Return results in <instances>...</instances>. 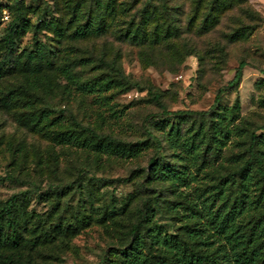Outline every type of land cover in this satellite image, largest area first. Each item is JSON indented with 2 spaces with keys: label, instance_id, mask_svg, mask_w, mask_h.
I'll list each match as a JSON object with an SVG mask.
<instances>
[{
  "label": "rangeland",
  "instance_id": "1",
  "mask_svg": "<svg viewBox=\"0 0 264 264\" xmlns=\"http://www.w3.org/2000/svg\"><path fill=\"white\" fill-rule=\"evenodd\" d=\"M213 1L167 0L166 9L164 0H153L141 24L134 15L148 0H0V59L17 4L22 12L12 27L10 64L0 71V204L26 194L29 225L18 250L31 264L116 262L151 194L144 177L156 148L147 131L169 135L179 125L186 157L179 160L190 187L179 185L185 203L179 212L170 203L159 217L167 229L189 223L194 208L197 224L211 229L210 213L240 215L245 198L256 201L262 191L264 198L253 171L243 198L240 184L223 179L243 164L250 133L264 125V0H218L208 14ZM165 9L176 18L178 38L167 37L174 29ZM87 24L95 32L74 40ZM242 61L248 65L240 85L222 96L214 114L228 116L218 129L230 130L226 147L208 144L199 118L163 115L152 100L157 92L169 111H208ZM71 114L120 144L92 139ZM196 137V151L189 152ZM13 249L0 246V264Z\"/></svg>",
  "mask_w": 264,
  "mask_h": 264
},
{
  "label": "trees",
  "instance_id": "2",
  "mask_svg": "<svg viewBox=\"0 0 264 264\" xmlns=\"http://www.w3.org/2000/svg\"><path fill=\"white\" fill-rule=\"evenodd\" d=\"M152 1L148 0V4L134 15L135 20L139 19L140 23H143ZM164 1L166 9H168L167 0ZM217 1L212 2L211 12L208 14L212 13ZM166 9L164 10V16L170 20L169 23L174 29L173 33H167V37L178 38L181 32L180 27L174 22L176 18L173 13L169 10L166 11ZM21 13L20 6L17 4V15L5 33L7 48L0 59V71L10 64L14 52L12 27L17 26ZM94 32L95 30L91 25L87 24L76 30L72 38L74 40L86 39ZM191 52L193 53V51ZM192 53L188 54L193 55L194 53ZM247 65L246 61L240 63L234 78L225 87L219 89L214 105L208 111H169L161 101V94L157 92L153 94L152 100L162 110L163 115L175 116V118L182 120L193 117L199 118L202 121V129L208 137V144L210 146L226 147L230 130L229 132L222 131L220 133L218 129L223 122L222 120H228V116L221 113L220 120H218L214 114L217 113L222 96L227 91L240 85L244 68ZM115 72L123 80H129L121 69L116 68ZM261 72L264 74V71ZM132 84L137 88L139 86L138 83H130V86ZM151 117L148 116L145 122H148ZM70 120L75 127L88 133L92 139L98 142L120 144L116 138L98 133L95 129L82 125L72 114ZM237 120L238 117L235 116L228 126ZM170 132L169 135H161L152 131L146 132L156 148V152L148 161V170L144 177L147 190L151 194L142 200L137 220L132 224L130 230L131 239L129 243L119 248L115 256L117 258L116 262L111 264H264V209L261 210L260 206V203L264 202L263 191L256 197V201L250 197L244 199L249 204L241 210L240 215L235 214V210H231L225 215H222L221 211L210 213L208 219L213 223L211 229L197 224L199 217V209L197 208L189 210V213H187L185 218H188L189 223L180 228L177 227L173 231L159 224V217L168 213V204H173L174 209L178 212L180 206L185 204L179 202V185L185 188L190 187L189 174L179 160L181 157L186 158L183 155L184 151L179 152V125L176 129L173 125ZM196 140H198V137L192 139L190 145L185 144L190 148L189 152L196 151L194 145ZM262 144H264V125L250 133L247 147L244 150L247 158L243 164L235 170L228 171L227 176L223 177L226 181L230 180L243 187L239 192V198H243L252 171L256 173L259 181L264 183ZM197 171L200 172V169H197ZM14 180L20 182L18 179ZM101 181L102 183L109 182L106 179ZM26 198V194L20 193L13 195L0 204V246L10 244L14 248L11 251L2 253L5 260L3 264H31L30 259L18 250L21 241L24 239L25 230L29 225V217L24 207ZM254 202L257 203V207ZM176 218L172 217L171 219L177 220ZM246 218H248L247 225L244 226ZM248 227H250V231L248 230L247 235H244L243 228L248 229ZM47 233H50V231H47ZM220 237H223L224 240H220ZM117 260H119V263Z\"/></svg>",
  "mask_w": 264,
  "mask_h": 264
},
{
  "label": "built area",
  "instance_id": "3",
  "mask_svg": "<svg viewBox=\"0 0 264 264\" xmlns=\"http://www.w3.org/2000/svg\"><path fill=\"white\" fill-rule=\"evenodd\" d=\"M7 19V17H5Z\"/></svg>",
  "mask_w": 264,
  "mask_h": 264
}]
</instances>
